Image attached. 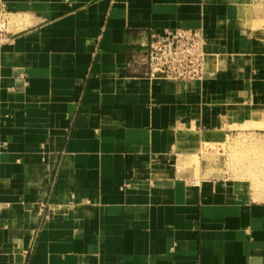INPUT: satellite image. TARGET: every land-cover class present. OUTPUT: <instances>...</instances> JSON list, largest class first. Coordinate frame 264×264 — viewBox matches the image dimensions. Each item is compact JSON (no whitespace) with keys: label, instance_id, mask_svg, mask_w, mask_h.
I'll return each instance as SVG.
<instances>
[{"label":"crops","instance_id":"0c3cea01","mask_svg":"<svg viewBox=\"0 0 264 264\" xmlns=\"http://www.w3.org/2000/svg\"><path fill=\"white\" fill-rule=\"evenodd\" d=\"M1 14L0 264H264V203L191 170L264 137V0H0ZM170 29L204 32L201 80L135 63Z\"/></svg>","mask_w":264,"mask_h":264},{"label":"built area","instance_id":"2783aa9c","mask_svg":"<svg viewBox=\"0 0 264 264\" xmlns=\"http://www.w3.org/2000/svg\"><path fill=\"white\" fill-rule=\"evenodd\" d=\"M6 14L0 15V46L12 40ZM207 40L200 29H170L152 33L143 57L135 63L145 67L149 80L192 82L201 80L207 60Z\"/></svg>","mask_w":264,"mask_h":264},{"label":"rangeland","instance_id":"374dc122","mask_svg":"<svg viewBox=\"0 0 264 264\" xmlns=\"http://www.w3.org/2000/svg\"><path fill=\"white\" fill-rule=\"evenodd\" d=\"M253 8H249L251 11ZM5 18L9 19L6 15ZM264 30V19L255 24ZM8 33L9 30L7 28ZM2 37H0L1 42ZM210 153V154H209ZM207 152L202 160L194 159L191 170L214 173L217 169L226 177L236 180L250 198L264 203V137L239 135L230 140L223 149ZM217 171V172H218ZM236 183V182H235Z\"/></svg>","mask_w":264,"mask_h":264},{"label":"bare ground","instance_id":"6f19581e","mask_svg":"<svg viewBox=\"0 0 264 264\" xmlns=\"http://www.w3.org/2000/svg\"><path fill=\"white\" fill-rule=\"evenodd\" d=\"M212 143V142H211Z\"/></svg>","mask_w":264,"mask_h":264}]
</instances>
